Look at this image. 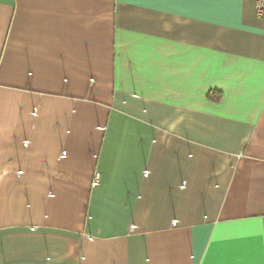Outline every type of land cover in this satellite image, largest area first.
Masks as SVG:
<instances>
[{"label":"crops","instance_id":"1","mask_svg":"<svg viewBox=\"0 0 264 264\" xmlns=\"http://www.w3.org/2000/svg\"><path fill=\"white\" fill-rule=\"evenodd\" d=\"M0 264H264L254 0H0Z\"/></svg>","mask_w":264,"mask_h":264},{"label":"built area","instance_id":"2","mask_svg":"<svg viewBox=\"0 0 264 264\" xmlns=\"http://www.w3.org/2000/svg\"><path fill=\"white\" fill-rule=\"evenodd\" d=\"M254 4H255V9H256V12L258 14V16H264V0H254ZM38 113V108H35L34 109V114L36 115ZM99 131H105V127L101 126L99 127ZM28 145V142L26 143V146ZM66 156V152H63L61 154V159H63L64 157ZM23 173L22 171L19 172V175L21 176ZM148 174V171L145 172V175ZM98 176L96 177V181L95 183H98ZM181 190H184L186 188V183L185 182H182L181 183ZM177 224V221L176 220H173L172 221V226H175ZM132 230H134V227H132Z\"/></svg>","mask_w":264,"mask_h":264}]
</instances>
